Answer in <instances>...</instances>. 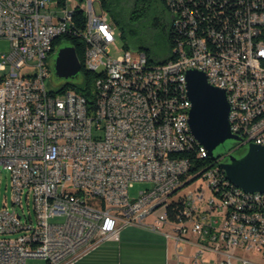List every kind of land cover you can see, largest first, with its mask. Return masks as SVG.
Instances as JSON below:
<instances>
[{"label": "built area", "instance_id": "2783aa9c", "mask_svg": "<svg viewBox=\"0 0 264 264\" xmlns=\"http://www.w3.org/2000/svg\"><path fill=\"white\" fill-rule=\"evenodd\" d=\"M101 1L73 5L86 16L78 31L69 0H0V39L11 43L0 56V166L12 192V207L0 211V264H62L119 241L127 226H170L178 264L192 244L195 263L205 251L218 264L264 255V194L236 193L219 159L201 165L209 155L191 142L181 96L186 65L204 69L226 92L241 145L264 142V0H169L175 59L162 64L143 51L111 56L117 25ZM66 34L87 44L85 66L98 74L92 103L46 88ZM200 178L214 195L202 210V188L179 195ZM138 182L150 187L132 198Z\"/></svg>", "mask_w": 264, "mask_h": 264}, {"label": "rangeland", "instance_id": "374dc122", "mask_svg": "<svg viewBox=\"0 0 264 264\" xmlns=\"http://www.w3.org/2000/svg\"><path fill=\"white\" fill-rule=\"evenodd\" d=\"M85 1V0H84ZM83 1V2H84ZM78 0H69V9L73 8V5L76 4ZM83 2H80L81 4ZM109 2V10H106L104 7L105 12L108 14V17L112 19L113 22L115 20L112 18L113 15H116V18L119 21V24L115 22L117 25L116 31V43L111 46V56L114 59L120 57L125 50V44L129 42V39H124L121 36L122 30H127L128 26L136 28L139 30V36L146 40L143 44L136 41H130V50L133 53L141 52L142 45L150 50L151 58L156 61H164L170 55H172V49L170 48V44L167 41V37L165 33L158 28L152 27V21L154 18L160 16V11L163 9L162 7L155 5L150 9L147 19L141 22L133 23L131 20V14L134 11L136 0H108ZM96 9L98 12H101L100 3L96 1ZM60 12L62 10L59 9ZM163 19L169 25L172 23V14L165 9L163 14ZM70 41L68 39H63L59 45V48L70 46ZM11 50V43L7 39H0V56L4 53H9ZM144 52V51H143ZM55 55V56H54ZM57 54H53L50 56V73L49 76L45 79V85L48 91L58 92L66 85H73L78 87H85L86 82L82 76L69 78V79H62L58 78L54 71L55 59ZM31 67H26L22 70V73L31 71ZM247 150V147H246ZM243 149L234 148V147H226V148H218L214 151V156L219 159V163L228 162V154L232 153L235 156H241L244 154ZM150 185L143 182L135 183L130 189V196L132 198H138L140 196V192L149 188ZM202 188L206 191L205 200L199 202L200 209H206L209 201L214 198V195L211 189L208 187L207 182L200 178L194 184L189 185L185 190H183L179 195H184L189 193L195 189ZM5 207H12V192H11V178L10 173L3 169L0 166V211ZM25 212L32 211V204L28 207L26 201L24 202ZM151 220V218L149 219ZM64 218H53L51 222H63ZM188 249V248H187ZM187 249L185 248L184 252H182V256L180 258V262L183 264H194L192 260H186ZM212 253L213 255L217 256L215 253L211 251H205L204 253ZM198 251L192 256L195 257ZM203 253V254H204ZM203 256V255H202ZM201 256V257H202ZM249 258L251 256L254 257V253H249ZM189 258V257H188ZM150 260H146V254L144 253L143 249L140 247L133 248L130 252V256H127L126 252L124 251L123 257V264H149ZM201 261V258H200ZM199 261V262H200ZM254 262H260L264 264V257L257 259L254 257ZM249 264H255V263ZM25 264H48L46 260L39 259V258H30L26 261Z\"/></svg>", "mask_w": 264, "mask_h": 264}, {"label": "water", "instance_id": "95a60500", "mask_svg": "<svg viewBox=\"0 0 264 264\" xmlns=\"http://www.w3.org/2000/svg\"><path fill=\"white\" fill-rule=\"evenodd\" d=\"M56 54L54 71L58 78H75L81 73V63L74 46L58 48ZM186 78L187 95L192 102L189 119L192 133L207 149L209 157L217 160L214 156L216 149L226 148L228 142L243 141L231 131L226 92L212 86L201 71L189 70ZM228 159L220 167L232 184L248 193L264 194V145L250 143L243 155L229 153Z\"/></svg>", "mask_w": 264, "mask_h": 264}, {"label": "crops", "instance_id": "0c3cea01", "mask_svg": "<svg viewBox=\"0 0 264 264\" xmlns=\"http://www.w3.org/2000/svg\"><path fill=\"white\" fill-rule=\"evenodd\" d=\"M151 221L152 219L148 222ZM167 233H172L170 226H165L161 232L153 231L147 226H127L121 231L119 241H106L96 249L62 264H123L124 251L127 256H130L131 250L136 247L143 249L146 260H150L149 264H178L176 244L173 239L167 238ZM185 248H188L186 260H192L194 264H218L220 259V256L206 252L202 254L201 261L195 263L192 256L198 251V247L192 244L186 245ZM249 253L254 252H238V255L248 259L250 263L254 262V257L257 259L264 257V255L254 253V257L249 258ZM235 264L241 263L235 261Z\"/></svg>", "mask_w": 264, "mask_h": 264}, {"label": "trees", "instance_id": "16d2710c", "mask_svg": "<svg viewBox=\"0 0 264 264\" xmlns=\"http://www.w3.org/2000/svg\"><path fill=\"white\" fill-rule=\"evenodd\" d=\"M78 1L83 2L84 0H78ZM101 3L106 10H109L110 7H109L108 0H102ZM168 3H169V0H136L134 11L131 14V20H133V23H137V22H141V21H144L145 19H147L148 14L150 12V9L153 6L158 5V6L163 8L160 11L161 15L154 18L151 25L154 28L161 29L165 33V35L167 37V41L170 44V48L172 49V55H170L164 61L156 62L151 58L150 50L147 49L146 47H144L143 45L141 47V51H144L148 55L150 61L155 63V64H162V63H166L170 60L175 59V53H174L175 36H174V31H173V26H172L173 22L171 23L170 28H169V25L163 19V14L165 12V9L170 12V8L168 6L169 5ZM73 18H74L75 29L78 31L84 30V28L86 26V16H85L84 11L80 8L74 9ZM112 18L115 20V22L117 24H119V21L116 18V15H113ZM121 36L124 39H126V38L129 39V42H127L125 44L126 50H130V44H129L130 41L133 42V41L138 40V42H140L142 44L146 41L142 37L139 36V30L136 28H133L131 26H128L127 30L123 29L121 32ZM63 39H68L70 41V44L72 46H74L76 49V53H77V56L79 58V61L81 63V67H82L81 73L76 77L82 76L86 82V86L85 87H78V86H73V85H66L64 88L59 90V92L75 90L78 93L85 96L89 103H92L93 98H94L92 95V88H93L95 79L98 77V74L88 70L87 67L85 66V56H86L87 44L81 37H79V35L75 36L72 34H66L65 36H63V38L61 37L59 39L58 43L59 42L61 43ZM59 45L60 44H57L56 50L59 47ZM181 96H182V94H181ZM215 161L216 160H213L211 157H207L206 159L203 160L201 165L210 166ZM223 178H226V176L224 174H223ZM225 181H226V179H225ZM226 184H228L227 181H226ZM228 185H229V187L234 188L236 193H241V191H239L235 186H233L231 184H228Z\"/></svg>", "mask_w": 264, "mask_h": 264}, {"label": "bare ground", "instance_id": "6f19581e", "mask_svg": "<svg viewBox=\"0 0 264 264\" xmlns=\"http://www.w3.org/2000/svg\"><path fill=\"white\" fill-rule=\"evenodd\" d=\"M73 11H74V9H70V18H73ZM56 46H57V44H56ZM58 48H57V50H58ZM50 64H51V62H50ZM189 70H193V65H186V70H183V79H187L186 78V73ZM195 70L201 71V72H203V73L206 74V71H204V69H202V68H195ZM181 94L183 96V104H184V106H186V112H190V110L192 108V102H191V100L189 99V97L187 95V87H181ZM189 119L190 118H187V127H190V139H191V142H198L196 140L195 136L192 133V129H191V126H190ZM229 122H230L231 130H234V118H229ZM232 133L235 134V135H237V136H240L241 137V135H238V132H232ZM241 138L243 139V137H241ZM242 144H243V141H242ZM256 144L264 145V142H256ZM200 151H203L204 154H208L207 149L205 147H203L201 144H200ZM223 174L226 176V173L224 171H223ZM225 179H226V181H227L228 184H231V185L235 186L234 184H232L227 179V177ZM236 188L239 191H241L242 194H247V196H254V193H248V192H245L244 190H242V189H240L238 187H236Z\"/></svg>", "mask_w": 264, "mask_h": 264}, {"label": "flooded vegetation", "instance_id": "af4514ba", "mask_svg": "<svg viewBox=\"0 0 264 264\" xmlns=\"http://www.w3.org/2000/svg\"><path fill=\"white\" fill-rule=\"evenodd\" d=\"M242 143H240V142H228L227 144H226V146L227 147H234V148H240V149H243L244 151V153L246 152V147H247V145H241Z\"/></svg>", "mask_w": 264, "mask_h": 264}]
</instances>
